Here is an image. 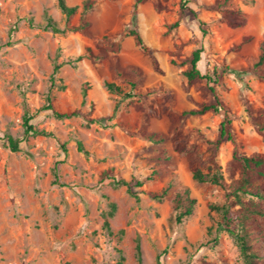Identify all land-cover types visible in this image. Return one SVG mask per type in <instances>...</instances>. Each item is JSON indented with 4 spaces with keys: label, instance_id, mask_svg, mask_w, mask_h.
Returning a JSON list of instances; mask_svg holds the SVG:
<instances>
[{
    "label": "rangeland",
    "instance_id": "rangeland-1",
    "mask_svg": "<svg viewBox=\"0 0 264 264\" xmlns=\"http://www.w3.org/2000/svg\"><path fill=\"white\" fill-rule=\"evenodd\" d=\"M66 1L82 6L85 0ZM95 1L89 37L42 27L47 15L61 27L77 25L82 7L68 21L58 0H0V264H139L138 241L143 264H244L234 238L218 228L222 213L214 207L225 204L223 189L195 181L176 146L193 150L203 172L227 181L235 150L264 153V136L246 111L248 102L264 107V78L246 71L264 39V0H232L247 18L238 28L222 20L217 0H189L195 13L182 10V0L140 3L137 28L156 50L163 74L128 34L136 0ZM244 36L251 41L232 51ZM196 49H202L198 67L216 81L188 84L185 71ZM56 63L61 68L53 82ZM131 67L144 74L140 95L110 91L108 82L130 91L118 69ZM211 86L227 112L183 115L214 100ZM49 97L55 109L78 116L61 120L43 110ZM26 110L53 136L25 137ZM225 115L236 144L217 142ZM145 131L168 138L154 143ZM7 134L22 139L19 151H12ZM121 179L133 181L139 199L127 185H115ZM165 188L162 200L152 197ZM186 188L196 207L178 222L174 198ZM110 203L116 204L111 234L104 228Z\"/></svg>",
    "mask_w": 264,
    "mask_h": 264
},
{
    "label": "trees",
    "instance_id": "trees-1",
    "mask_svg": "<svg viewBox=\"0 0 264 264\" xmlns=\"http://www.w3.org/2000/svg\"><path fill=\"white\" fill-rule=\"evenodd\" d=\"M147 0H136L134 15L132 18V26L128 30V34L132 36L135 43L140 46L145 55H147L153 64V68L156 72L163 74L164 70L161 67L160 61L156 56V50L146 44L141 32L137 28V16L136 11L140 3H144ZM189 0L181 1V9H188L191 13H195L194 10L188 5ZM58 5L61 11L66 15L67 20L75 15L80 7H82L80 21L77 25H70L67 23L64 27H61L52 16L47 15L45 23L42 27L45 30H51L54 33H66V32H79L84 36H92L91 22L88 20V13L92 12L95 8V0H85L82 6L69 5L66 0H58ZM216 5L223 10L222 20L226 22L232 28L243 27L247 24V18L243 12L233 6L232 0H217ZM160 3L156 4V9L161 10ZM30 22L32 20L30 19ZM178 22L173 24V27H177ZM251 36H244L242 41L231 48L232 51H239L243 44L250 42ZM11 42H8L10 45ZM93 53L90 52L89 56L93 57ZM202 49H196L193 51L189 58V67L185 71L188 78V84L192 85L199 80H207L208 82L216 81L210 74L203 73L198 67V63L201 60ZM61 64L56 63L54 68L53 82L56 74L59 72ZM130 71H124L118 69V76L124 79L131 89L128 92L122 93V88L115 82H108L107 87L110 91L122 94L125 98H131L135 95H140L138 83H141L144 77L142 70L137 67H131ZM246 71L252 72L255 75L264 78V39L260 46V54L257 60L249 66ZM210 91L213 93L214 100L210 103L204 102L199 107L187 109L182 112L183 115H204L208 112H220L224 110L227 112V107L222 98L217 94L214 87H210ZM151 92V91H149ZM148 92V93H149ZM48 104L43 110H51L54 117L58 119H69L78 116L77 111L61 112L54 108L52 99L49 97ZM117 108H115L113 115ZM251 122L256 127L257 131L264 136V107L254 108L251 103H247L246 109ZM36 113H32L30 110H26L24 114V135L33 136H53L51 132L44 129H39L34 123ZM102 118L101 120H104ZM232 120L228 115H225L219 131V143L223 139H227L236 144V137L232 131ZM145 136L148 140L154 143L164 142L168 136L161 132H148L145 131ZM6 139L12 151L17 152L20 150L21 138H15L10 134H7ZM177 150L183 154H186L188 161L191 165L193 178L199 183L211 182L220 186L225 195V204L223 206L214 207L216 210L222 213L221 220L219 221L218 228L228 232L235 240L240 248L241 255L244 260V264H264V153L253 152L252 154H239L235 150L233 157L227 164V170L229 172L230 181H227L225 177L220 174H210L203 172L196 164L193 150L182 145L177 144ZM79 149L85 151L81 143ZM87 153V151H85ZM168 157V156H166ZM110 174L105 172L103 178H109ZM115 185H127L128 191L131 195L139 199V196L132 190L133 181H127L125 179L114 180ZM142 181H137L136 186H142ZM168 192V188L163 189L160 192H153L152 197L157 200H162ZM245 196H250L245 200ZM256 198L258 201H256ZM176 219L178 222H182L186 217L191 216L194 213L196 207V199L191 196V192L186 188L182 192H178L174 198ZM111 210L108 212V216L104 222V228L108 233H112V227L110 218L114 215L116 210V204L110 203ZM137 257L139 264H143V252L141 243L138 241L136 245ZM70 264V263H67Z\"/></svg>",
    "mask_w": 264,
    "mask_h": 264
}]
</instances>
